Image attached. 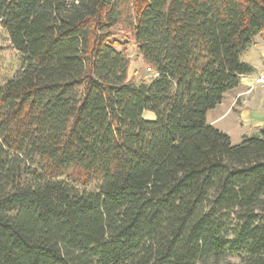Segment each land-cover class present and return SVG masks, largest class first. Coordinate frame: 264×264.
<instances>
[{"label":"trees","instance_id":"1","mask_svg":"<svg viewBox=\"0 0 264 264\" xmlns=\"http://www.w3.org/2000/svg\"><path fill=\"white\" fill-rule=\"evenodd\" d=\"M0 27L22 59L0 264H264V129L233 145L207 118L254 73L264 0H0ZM119 34L154 79L129 78Z\"/></svg>","mask_w":264,"mask_h":264},{"label":"crops","instance_id":"2","mask_svg":"<svg viewBox=\"0 0 264 264\" xmlns=\"http://www.w3.org/2000/svg\"><path fill=\"white\" fill-rule=\"evenodd\" d=\"M243 59L254 68V73L243 76L239 86L226 93L223 102L210 111L207 118L208 122L214 126L221 118L231 116L235 125H239L242 129L249 128L252 132L251 136L257 137L264 129V88L254 87V77L264 72V33L256 37L254 45ZM146 113L152 117L148 120H154L152 113ZM211 113H218V115L210 119ZM246 138L251 137L247 133L241 135L242 142Z\"/></svg>","mask_w":264,"mask_h":264},{"label":"rangeland","instance_id":"3","mask_svg":"<svg viewBox=\"0 0 264 264\" xmlns=\"http://www.w3.org/2000/svg\"><path fill=\"white\" fill-rule=\"evenodd\" d=\"M116 39L122 43L119 50H125L130 58L129 78L137 83L149 82L154 79L156 77L155 72L144 64L137 46L130 36L119 34L116 36ZM21 60V55L11 47L5 31L0 27V88L21 71ZM216 114L218 115V113H211L210 119L214 118ZM144 117L146 119L152 118L148 113ZM214 127L228 134L232 139L233 145L242 143L241 135L245 133L251 138L253 137L250 134L252 132L249 128L242 129L239 125H235L231 116L221 118L214 124ZM231 261L234 264H244L243 259L240 257H235Z\"/></svg>","mask_w":264,"mask_h":264},{"label":"built area","instance_id":"4","mask_svg":"<svg viewBox=\"0 0 264 264\" xmlns=\"http://www.w3.org/2000/svg\"><path fill=\"white\" fill-rule=\"evenodd\" d=\"M254 87L264 88V72L254 77Z\"/></svg>","mask_w":264,"mask_h":264}]
</instances>
